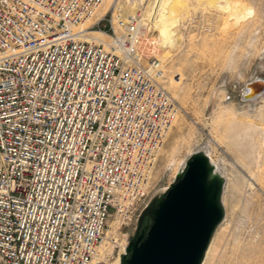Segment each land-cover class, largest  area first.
<instances>
[{"label":"built area","instance_id":"1","mask_svg":"<svg viewBox=\"0 0 264 264\" xmlns=\"http://www.w3.org/2000/svg\"><path fill=\"white\" fill-rule=\"evenodd\" d=\"M134 1L0 0L2 264H113L179 111Z\"/></svg>","mask_w":264,"mask_h":264},{"label":"rangeland","instance_id":"2","mask_svg":"<svg viewBox=\"0 0 264 264\" xmlns=\"http://www.w3.org/2000/svg\"><path fill=\"white\" fill-rule=\"evenodd\" d=\"M123 9L144 18L141 51L160 60V80L179 111L145 200L120 231L108 221L101 251H113L116 264L113 240L129 241L143 217L147 225L143 212L179 163L204 150L225 179V216L203 264H264V95L241 99L246 82L264 77V0H135Z\"/></svg>","mask_w":264,"mask_h":264},{"label":"water","instance_id":"3","mask_svg":"<svg viewBox=\"0 0 264 264\" xmlns=\"http://www.w3.org/2000/svg\"><path fill=\"white\" fill-rule=\"evenodd\" d=\"M264 95V77L243 86L241 99L254 101ZM224 181L208 157L196 152L178 172L167 190L145 211L130 237L120 264H201L211 238L222 222Z\"/></svg>","mask_w":264,"mask_h":264},{"label":"bare ground","instance_id":"4","mask_svg":"<svg viewBox=\"0 0 264 264\" xmlns=\"http://www.w3.org/2000/svg\"><path fill=\"white\" fill-rule=\"evenodd\" d=\"M107 1V0H106ZM113 0H110L109 1V3H108V5H107V7L109 6V4L112 2ZM100 13H103V12H100ZM144 32L146 31V26H145V24H144ZM144 35V34H143ZM94 36H96V37H99L97 34H94ZM196 152H202V153H204L207 157H208V159H209V162L211 163V165L213 166V169H214V173H216V174H218L222 179H223V181H224V186H223V192H222V196H221V203H222V206H223V201H222V197H223V193H224V190H225V179L223 178V174H222V172H221V170L219 169V165L218 164H215L214 162H213V160L210 158V155H209V151H208V153H206L204 150H198V151H196ZM196 152H194V153H196ZM194 153H192L191 155H193ZM190 155V156H191ZM190 156L189 157H187V159L185 160V161H182V162H180L179 163V165H178V167H177V169H178V171H177V173L178 172H181V171H183L184 169H185V166H186V162H187V160L190 158ZM222 163V162H221ZM176 173V174H177ZM222 175H221V174ZM167 190V189H166ZM165 190V191H166ZM164 191V192H165ZM223 209H224V216H225V208H224V206H223ZM126 245V243L125 244H123V245H121V251H123L124 252V246ZM208 248H209V246H208ZM208 248H207V250H208ZM207 250H206V252H205V256H206V253H207V255H208V253H209V250H208V252H207ZM108 252V254H110L111 253V250H108L107 251ZM105 253L104 252H102L101 251V247H100V249H99V255L100 256H103ZM205 256H204V258H203V261H204V259H205ZM203 261H202V263L201 264H203ZM115 262H116V264H119V262H120V260H119V258H116L115 259Z\"/></svg>","mask_w":264,"mask_h":264},{"label":"flooded vegetation","instance_id":"5","mask_svg":"<svg viewBox=\"0 0 264 264\" xmlns=\"http://www.w3.org/2000/svg\"><path fill=\"white\" fill-rule=\"evenodd\" d=\"M141 223H143V226H142V228H143V227L145 226V224H146V217H143V218L141 219ZM142 228H141V229H142ZM141 229H140V230H141Z\"/></svg>","mask_w":264,"mask_h":264}]
</instances>
